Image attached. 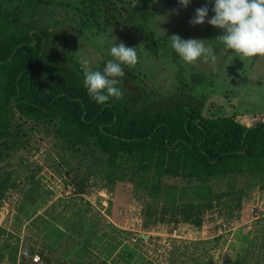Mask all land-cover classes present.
Listing matches in <instances>:
<instances>
[{
  "label": "rangeland",
  "instance_id": "rangeland-1",
  "mask_svg": "<svg viewBox=\"0 0 264 264\" xmlns=\"http://www.w3.org/2000/svg\"><path fill=\"white\" fill-rule=\"evenodd\" d=\"M114 1L120 10L118 21L84 37L79 59L89 58L96 70L101 61L111 59L110 48L123 42L137 48L139 62L125 67L140 86L154 93H172L181 85V68L191 92L204 99V116H233L246 126L261 122L263 59L221 51L215 52V65L202 61L188 65L159 46L152 51L148 35L126 18V11L138 2L136 9L146 14L147 25L160 42H170L168 37L175 34L210 45L204 31L214 0H190L187 7L178 0ZM205 4L209 9L205 23L191 25L195 10ZM8 131L6 139L14 144L0 161L4 184L0 264L264 263V179L260 175L210 180L206 183L210 194L178 200L170 207L139 182L135 163L112 168L97 148L69 144L56 135L51 123L15 115ZM161 182L179 188L186 185L178 177H163ZM190 206L196 208L186 218Z\"/></svg>",
  "mask_w": 264,
  "mask_h": 264
},
{
  "label": "trees",
  "instance_id": "trees-1",
  "mask_svg": "<svg viewBox=\"0 0 264 264\" xmlns=\"http://www.w3.org/2000/svg\"><path fill=\"white\" fill-rule=\"evenodd\" d=\"M137 5L126 18L148 35L150 49L175 54L171 42L155 39ZM119 12L114 0H0V161L14 144L6 138L17 115L51 123L73 146L97 148L112 168L135 163L139 182L170 207L210 194V180L247 173L264 179V123L246 126L233 116H204V99L191 92L181 68V85L169 94L140 86L124 66L117 85L122 99L97 104L88 96L81 44L94 30L118 21ZM211 28L207 24L204 31L210 45L224 51L215 40L219 30ZM163 177L181 178L186 185L161 184ZM195 208L186 209V218Z\"/></svg>",
  "mask_w": 264,
  "mask_h": 264
},
{
  "label": "clouds",
  "instance_id": "clouds-1",
  "mask_svg": "<svg viewBox=\"0 0 264 264\" xmlns=\"http://www.w3.org/2000/svg\"><path fill=\"white\" fill-rule=\"evenodd\" d=\"M178 3L187 7L190 0H178ZM208 11L207 4L196 9L189 23L204 24ZM212 12L214 15L207 23L221 30L215 40L223 45L224 51H231L241 58L264 59V0H214ZM168 40L171 48L185 64L192 65L202 61L215 65L217 56L213 47L206 45V41L182 40L175 34L168 37ZM109 55L111 59L106 62L102 71L93 70L90 67L92 61L87 57L81 56L79 60L83 87L97 104H106L110 99H122L123 92L117 86L120 83L119 78L124 76L122 66L133 68L139 62L137 48L126 47L123 42L114 44Z\"/></svg>",
  "mask_w": 264,
  "mask_h": 264
},
{
  "label": "built area",
  "instance_id": "built-area-1",
  "mask_svg": "<svg viewBox=\"0 0 264 264\" xmlns=\"http://www.w3.org/2000/svg\"><path fill=\"white\" fill-rule=\"evenodd\" d=\"M261 122H263V123H264V117H263V119L261 120Z\"/></svg>",
  "mask_w": 264,
  "mask_h": 264
},
{
  "label": "crops",
  "instance_id": "crops-1",
  "mask_svg": "<svg viewBox=\"0 0 264 264\" xmlns=\"http://www.w3.org/2000/svg\"><path fill=\"white\" fill-rule=\"evenodd\" d=\"M263 63H264V59H263V62L261 64L263 65Z\"/></svg>",
  "mask_w": 264,
  "mask_h": 264
}]
</instances>
